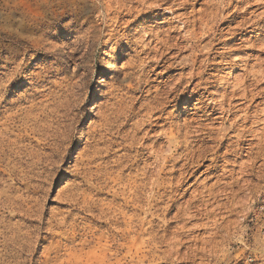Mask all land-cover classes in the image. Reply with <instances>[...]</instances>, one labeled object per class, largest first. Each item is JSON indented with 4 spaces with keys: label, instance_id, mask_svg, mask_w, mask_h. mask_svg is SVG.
<instances>
[{
    "label": "rangeland",
    "instance_id": "rangeland-1",
    "mask_svg": "<svg viewBox=\"0 0 264 264\" xmlns=\"http://www.w3.org/2000/svg\"><path fill=\"white\" fill-rule=\"evenodd\" d=\"M123 1L0 0V264H264V154L251 153L246 144L237 150V160L234 153L226 155L230 164L220 161L217 169L201 173L211 161L204 162L205 167L179 190L182 193L199 175L200 190L212 185L219 179L213 175L221 174L224 164L236 171L232 180L220 178L235 181L226 191H221L225 183L216 187L221 194L215 204L220 206L211 216L218 225L207 218L201 201L191 208L199 219H186L180 255L168 253L173 245L167 237L182 223L172 219L174 208L165 210L171 203L168 196L157 197L158 208L152 214L137 211L130 199L128 186L134 176L139 173L144 180L139 168L149 175L164 162L151 154L152 142L144 140L147 124L162 116L160 126L149 133L155 135L153 140L162 134L154 147L158 150L167 143L165 132L185 117H198L197 109H191L198 94L192 92L197 80H189L190 87L178 95V110L170 103L164 111H151L156 93L148 89L165 88L162 81L171 87L176 80L168 76L182 66L171 64L179 59L166 64L156 59L159 51L143 52L151 35L168 34L171 26L162 20L170 16L165 13L169 4L161 1L153 13L133 22L137 11L124 17L118 13ZM128 5L148 11L141 3ZM229 5V0L221 5L224 16ZM224 20L219 19L211 35L225 25V30L235 26ZM173 25L182 23L175 18ZM248 31L247 37L260 30ZM259 35L263 40L264 33ZM190 43H182L189 49L182 55L198 52V42L192 47ZM148 78L150 84L144 81ZM200 138L191 134V145L201 144L195 141ZM222 139L206 138V145L223 154L227 135ZM173 150L171 145L165 155L178 156ZM181 162L192 166L189 159ZM242 162L249 165L244 173L239 172ZM188 194L179 202L188 200ZM196 223L204 227L189 231ZM136 224H142L138 234L132 231ZM196 235L211 243L202 255L195 251L201 246L192 237Z\"/></svg>",
    "mask_w": 264,
    "mask_h": 264
},
{
    "label": "bare ground",
    "instance_id": "bare-ground-1",
    "mask_svg": "<svg viewBox=\"0 0 264 264\" xmlns=\"http://www.w3.org/2000/svg\"><path fill=\"white\" fill-rule=\"evenodd\" d=\"M124 1L121 4V10L118 13L124 17L132 16L134 10L137 11L139 14L136 15V17L133 19V22L145 19L144 16L146 14L148 15V13H153L155 9L160 6L161 1H163V4H169V6L165 8V13L170 14V16L162 20V23H168L171 26V28H169L167 31L168 34L162 36L151 35L152 39L150 42L148 41L149 43L144 47L143 52L151 54L152 52L155 53L159 51L160 53L155 56L156 59L161 60V62L163 61L164 64L169 63V61L171 60L179 59L178 62L174 61L171 64L177 63L178 65L182 64V66L179 68L180 72L178 71L177 73L168 76L169 79L176 80L171 87L167 85V81H162L161 83L165 85V88L161 89L159 86L154 85L152 86L154 87L153 90L152 87L148 89L149 93H156L151 104H149L151 111H154L155 113L156 111H164L168 107L167 104L170 103L172 104L174 110H178L179 106L177 99H179V93H184L185 88H188V86L190 87L191 84L190 82H188L189 80H191L192 83L197 80V82L193 86L192 92H196L198 94V99L194 103V107H192L191 109H197L195 115H197L198 117H192V115L190 117H185L183 119V123H177L173 129L165 132L164 137L167 138V143L160 146L158 150H154V147L161 139L162 134H158L157 139L153 140V137L155 135H149V133L160 126L158 125V123L162 119V116L154 118V122H149L147 124V126H149V129L146 132L144 140L152 142H150L151 144L148 145V147L152 149L151 154H154L157 158L162 159L164 161L163 165L160 166V168L156 172L150 171L149 175L147 174V170L145 168H139L138 166L137 169H142L141 174L144 175V180L140 181L138 173L134 176V179L130 183V186H128L130 187V189L127 187L131 191L130 195L132 196V198L130 199L134 202L133 204H135V206L137 205V211L145 214H152L153 211L156 210V199H158L157 197L159 195H161L162 197L168 196V199L171 201V203L169 202L170 204L167 205L165 210L167 211V213H170L172 208H174L175 212L172 216V219L178 220V222H182L181 224L177 225L178 229L177 231H175L176 229L174 230L175 232L172 237H167V239H169L170 241V246L173 245L168 253L171 256L175 254L180 255V246H184V243L186 241L183 240L182 235L180 237V231H185V229L187 228L188 222L186 223V219L188 218V221L191 219H199L197 218V215H192L191 213L194 204L201 201L200 205L205 207L207 218L212 214H216V210L219 208L220 203L215 204V202L217 203V198L221 194L219 193L220 190L216 191V187L220 186L221 183H225L224 185H222L223 189L221 191H226V188L229 185L231 186L233 185V183H235V181L230 180L229 182L224 181L223 179L221 181L220 178L225 176L231 178L232 180L236 171L230 168L227 169L224 164L223 168H221V174L217 173L218 175H213V177H217L219 179H217L214 183L212 182V185L203 186V189L200 190L199 176L201 175H199L194 182L189 184L188 187L184 189L182 193H180L179 190L182 189V187L185 186L202 167H205L204 162L208 160L211 161L210 164L205 167L206 169L204 170V172L202 171L201 173L210 171L213 168L217 169L219 165L218 162L224 161V163L226 164L229 163L228 157H226L227 154L230 155L234 153L232 157H235V159L237 160V158L239 157L238 152L241 151V148L244 149L243 147L245 144L247 145V150H249L251 153L254 152L257 154H264V39L259 40V34L264 33V0H229V14L227 16H224L225 14H221V5L225 0H194L197 1V4H200L201 7L199 9H196L195 6H193L194 4H196V2L191 3V0H153L150 3V0ZM134 3L144 4L145 8H147L148 11H145L144 9H133L132 5H128ZM191 5L193 6V8L191 11H188V6ZM175 18H178V21H181L182 25H173L175 22ZM219 19H225L223 21V24H235V26L225 30V25V27L217 29V33L215 35H211V33L215 30L216 23L219 21ZM251 28H256L260 31L254 35L247 37V32H249L248 29ZM153 42H156V44L152 46ZM183 42L188 44L191 42L189 45L190 47H192L194 42H198V44L196 45V47L198 48V52L195 54L194 52H192L188 55H182L184 52L189 50L188 47H186L188 44H182ZM144 81L147 84L151 83L149 78L145 79ZM187 82L188 84L183 87L184 90H182V92H179L180 87H182L183 84ZM215 86H217V89L213 92H210L209 89ZM166 87L168 90H166ZM171 96L172 98H170ZM183 108L187 109V107ZM200 108L201 110H199ZM197 111H201V113L198 114ZM193 123H195V125H192ZM216 123L218 124V126L216 125ZM191 128H193V130H191ZM227 129L229 130L228 132H226ZM193 133L194 136H201L200 139L195 140L201 144H196V146H194L195 144L191 145L190 136ZM203 135L205 136L202 137ZM226 135V140L228 141V143L224 153L222 152L223 154H220V151L215 150L214 146L206 145V138L212 141H218ZM171 145L174 147L172 153H178V156H175L174 154L171 157L169 155H165L166 149L168 147H171ZM234 146L235 149H232V147ZM238 149L240 151H237ZM208 155H212V158L208 159ZM188 159L192 161V166H190L188 162H185V160L188 161ZM172 160L174 162L171 164L170 162ZM181 161H184L185 163H182ZM144 166L145 164L143 165V167ZM247 166L249 165L242 162L240 168L241 170L239 172L244 173V167ZM155 176L158 177L155 178ZM158 184H161L160 188L156 187V185ZM194 186L197 187L194 188ZM189 192L190 195L188 194ZM187 194L190 198L185 202H179V199L185 197V195ZM205 197H208L209 199L206 201ZM210 198H212V202L214 201L213 203H209ZM209 205L212 206L211 209H209ZM197 209V211L200 210V208ZM213 218L216 217H214L213 215L211 219ZM135 220L136 219L134 216V221ZM213 220L214 224L218 225V220ZM220 224L222 223L220 222ZM129 227H131V225H129ZM135 227L136 229L133 230L132 228V231L138 234V230L139 228L141 229L142 224H136ZM200 227H204L203 224H193L192 228L189 227V231L199 229ZM167 229L168 225L166 226L164 231L167 232ZM153 234L155 233L151 231L150 239H153L156 236V234ZM200 235L192 237H194L196 245L198 243L201 244V246H198L196 249H194L195 251H197V254L202 255L205 246H207L206 244L210 240L208 241L204 238L205 236L203 237ZM208 237L209 234L207 238ZM135 240H137V237L135 238ZM209 244L211 243L209 242ZM207 249L210 248L208 247ZM176 258L177 257L175 256L174 259Z\"/></svg>",
    "mask_w": 264,
    "mask_h": 264
}]
</instances>
